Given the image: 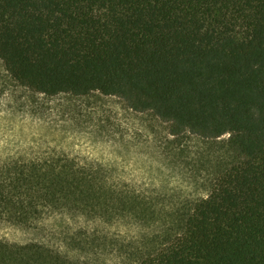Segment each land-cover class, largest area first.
<instances>
[{
    "label": "trees",
    "instance_id": "16d2710c",
    "mask_svg": "<svg viewBox=\"0 0 264 264\" xmlns=\"http://www.w3.org/2000/svg\"><path fill=\"white\" fill-rule=\"evenodd\" d=\"M0 62L35 94L116 97L230 152L205 197L179 202L68 155L6 163L5 220L97 224L67 229L72 257L0 239V264H264V0H0Z\"/></svg>",
    "mask_w": 264,
    "mask_h": 264
},
{
    "label": "rangeland",
    "instance_id": "374dc122",
    "mask_svg": "<svg viewBox=\"0 0 264 264\" xmlns=\"http://www.w3.org/2000/svg\"><path fill=\"white\" fill-rule=\"evenodd\" d=\"M227 137L214 141L189 134L171 137L167 125L152 114L135 113L120 99L99 93L35 94L14 82L0 62V167L63 154L106 168L115 181L179 202L206 196L216 170L230 159ZM84 224L97 223L53 214L24 227L0 216V239L43 243L72 257L63 238L70 228ZM101 226L113 234L135 232Z\"/></svg>",
    "mask_w": 264,
    "mask_h": 264
}]
</instances>
